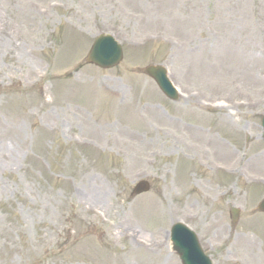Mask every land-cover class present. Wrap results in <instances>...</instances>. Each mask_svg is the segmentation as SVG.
I'll return each instance as SVG.
<instances>
[{
    "label": "rangeland",
    "instance_id": "1",
    "mask_svg": "<svg viewBox=\"0 0 264 264\" xmlns=\"http://www.w3.org/2000/svg\"><path fill=\"white\" fill-rule=\"evenodd\" d=\"M41 1L0 0V264H181L178 221L212 264H264V0Z\"/></svg>",
    "mask_w": 264,
    "mask_h": 264
},
{
    "label": "water",
    "instance_id": "2",
    "mask_svg": "<svg viewBox=\"0 0 264 264\" xmlns=\"http://www.w3.org/2000/svg\"><path fill=\"white\" fill-rule=\"evenodd\" d=\"M122 58L121 46L108 35H101L95 39L88 53L86 61L101 68H110L119 63ZM146 73L154 78L159 87L171 98L176 96L171 90L164 70L159 66H150L145 69ZM264 127V116L262 118ZM264 137V129H263ZM147 184H138L134 192L145 191ZM259 209L264 211V200L259 204ZM171 241L174 250L179 254L182 264H210L197 241L195 234L181 224H176L172 228Z\"/></svg>",
    "mask_w": 264,
    "mask_h": 264
},
{
    "label": "bare ground",
    "instance_id": "3",
    "mask_svg": "<svg viewBox=\"0 0 264 264\" xmlns=\"http://www.w3.org/2000/svg\"><path fill=\"white\" fill-rule=\"evenodd\" d=\"M18 3L23 7V10L27 12V14H24V18L29 21V17L31 18H37L41 16L44 13H47L48 7L42 3L41 0H17ZM19 8L16 9L18 11ZM2 11V9H0ZM0 11V33H4L7 30V19L6 15L3 14ZM102 195L100 190H97V192L94 194V196L99 197ZM95 202V201H94ZM144 211L153 214L155 211V205L149 204L147 207H144Z\"/></svg>",
    "mask_w": 264,
    "mask_h": 264
}]
</instances>
